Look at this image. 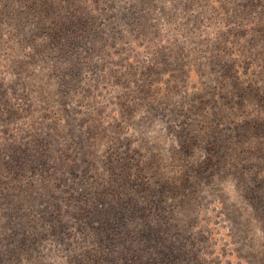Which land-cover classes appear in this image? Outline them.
I'll use <instances>...</instances> for the list:
<instances>
[{"label": "rangeland", "instance_id": "obj_1", "mask_svg": "<svg viewBox=\"0 0 264 264\" xmlns=\"http://www.w3.org/2000/svg\"><path fill=\"white\" fill-rule=\"evenodd\" d=\"M0 264H264V0H0Z\"/></svg>", "mask_w": 264, "mask_h": 264}]
</instances>
